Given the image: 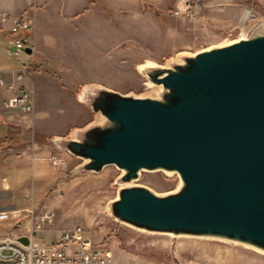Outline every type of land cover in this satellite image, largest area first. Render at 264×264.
<instances>
[{"label":"rangeland","instance_id":"374dc122","mask_svg":"<svg viewBox=\"0 0 264 264\" xmlns=\"http://www.w3.org/2000/svg\"><path fill=\"white\" fill-rule=\"evenodd\" d=\"M29 1L21 12L33 21L28 30L33 52L27 59L24 51L20 58L25 59H19L4 44L0 56L27 65L35 110L39 111V102L46 114L35 117L36 111H20L9 119L0 113V168L6 165V154L31 150L34 143L48 145L66 158L67 168H56L57 183L36 207L55 212L52 229L81 225L94 242L113 252L115 264H264V252L244 244L153 232L119 221L110 212V202L123 184L122 170L108 164L98 171L73 172L83 158L52 139L69 136L75 127L96 117L91 106L79 99L84 86L97 83L121 92L154 94L155 86L139 69L141 63L166 64L183 51L248 35L264 20V0H199L190 16L171 13L175 0ZM247 8L251 12L243 16ZM85 110L88 121L81 123ZM135 182L164 193L176 189L180 178L162 170H142ZM7 198L9 194L0 191V206L9 209L12 206L3 203ZM12 226L0 223V234ZM52 229L37 230L35 235L49 243L56 238Z\"/></svg>","mask_w":264,"mask_h":264},{"label":"water","instance_id":"95a60500","mask_svg":"<svg viewBox=\"0 0 264 264\" xmlns=\"http://www.w3.org/2000/svg\"><path fill=\"white\" fill-rule=\"evenodd\" d=\"M139 69L154 94L97 83L78 94L96 117L69 136L52 137L83 158L72 171L108 164L122 170L110 202L119 221L264 252V20L246 36ZM142 170L177 174L180 183L157 192L135 182Z\"/></svg>","mask_w":264,"mask_h":264},{"label":"built area","instance_id":"2783aa9c","mask_svg":"<svg viewBox=\"0 0 264 264\" xmlns=\"http://www.w3.org/2000/svg\"><path fill=\"white\" fill-rule=\"evenodd\" d=\"M199 3V0H175L171 13L175 16L193 15ZM250 12L251 9L247 8L243 16H248ZM0 22L9 23V29L14 34L11 43L14 45L15 53L25 51L26 46H33L28 33L33 21L25 13L4 10L0 13ZM26 68L27 66L21 73L25 72ZM21 73H18V78L21 77ZM0 83H7L12 90V94L4 100L6 107L18 108L24 112L34 111L35 94L32 86L24 83L16 86L12 81L6 82L1 72ZM50 159L55 167L67 168L68 162L60 154L53 153ZM24 211L31 218L30 231L0 235V264H115L113 252L94 242L79 224L62 228L60 236L49 243L38 240L35 232L43 229L45 225L51 228L55 223L53 210H39L33 206L25 210L0 209V223L15 220L18 226L22 222ZM22 235L28 236L27 242L20 239Z\"/></svg>","mask_w":264,"mask_h":264},{"label":"crops","instance_id":"0c3cea01","mask_svg":"<svg viewBox=\"0 0 264 264\" xmlns=\"http://www.w3.org/2000/svg\"><path fill=\"white\" fill-rule=\"evenodd\" d=\"M31 2L29 0H0V13L4 10L13 13H22ZM9 23L1 24L0 22V50L3 49L4 44L9 53H14L15 56L21 57V53H15L11 50V33L9 31ZM6 37V39L4 38ZM24 52V51H23ZM26 52V51H25ZM30 57V53L26 52ZM25 59V58H24ZM26 59V60H27ZM27 65L23 61L9 63L4 56H0V72L6 82H14L16 86L21 83L27 84L29 86L33 85V79L27 74V68L25 72L22 69ZM18 73H21V77L18 78ZM3 90L0 92V113L9 119H14L13 117L19 113H22L18 108H8L4 104V100L12 94V90L8 87L7 83H0ZM39 88H42L39 87ZM36 105V100H35ZM39 106V111L34 112V116L37 117L39 114L45 113V110L40 109V103L37 102ZM3 108V110H1ZM36 108V107H35ZM4 112V113H3ZM19 112V113H17ZM9 113V114H7ZM33 113V112H32ZM28 114V113H27ZM89 112L84 111V115L81 117V123L88 121ZM53 148L48 145H40L39 143H34L32 149L23 150L21 153H8L6 165L0 168V191L7 192L9 194L8 200L3 202L4 204H10L12 207L9 209H23L33 206L37 207L42 203V201L47 198L50 194L51 188L57 183L59 172L52 164L50 159L51 154H53ZM44 202V201H43ZM0 209H6L5 206H0ZM13 226L8 229L7 232L0 235H5L7 233L17 234L19 232L28 233L31 227V218L26 215L24 211V216L22 217V222L17 226L15 222H8ZM49 229L51 228H43ZM55 233V239L60 236V230L52 229Z\"/></svg>","mask_w":264,"mask_h":264},{"label":"bare ground","instance_id":"6f19581e","mask_svg":"<svg viewBox=\"0 0 264 264\" xmlns=\"http://www.w3.org/2000/svg\"><path fill=\"white\" fill-rule=\"evenodd\" d=\"M246 13H247V11H246Z\"/></svg>","mask_w":264,"mask_h":264}]
</instances>
